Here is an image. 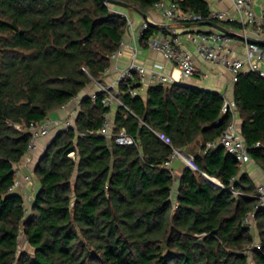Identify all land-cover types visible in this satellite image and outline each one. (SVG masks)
I'll use <instances>...</instances> for the list:
<instances>
[{
    "label": "trees",
    "instance_id": "trees-1",
    "mask_svg": "<svg viewBox=\"0 0 264 264\" xmlns=\"http://www.w3.org/2000/svg\"><path fill=\"white\" fill-rule=\"evenodd\" d=\"M113 1L146 16L160 1L176 2L200 17L195 26L215 22L206 0ZM119 8L104 0H0V264H248L255 243L249 215L262 244L252 250L253 264H264V209L233 193L254 195L256 187L235 156L207 149L232 122L213 92L175 84L150 87L144 98L130 93L137 83H121L125 107L117 109L113 135L125 129L133 146L99 134L109 112L105 94L84 96L74 127L59 129L33 168L32 201L13 191L31 128L111 68L128 33ZM158 31L150 26L141 43L148 46ZM234 101L246 145L264 172V79L239 73ZM193 147L202 152L193 157L199 171L184 170L175 198L165 162L174 149Z\"/></svg>",
    "mask_w": 264,
    "mask_h": 264
},
{
    "label": "built area",
    "instance_id": "built-area-1",
    "mask_svg": "<svg viewBox=\"0 0 264 264\" xmlns=\"http://www.w3.org/2000/svg\"><path fill=\"white\" fill-rule=\"evenodd\" d=\"M210 6V19L218 23H229V31L235 34L230 36L213 28H200L195 26L200 17L193 12H183L176 2L160 1L154 6V10L163 14L166 24L158 25L151 20L144 21L139 28L135 29L134 22L123 12H119L128 24V34L131 36L133 45L126 44L124 41L120 44L117 52L111 56L112 63L122 56L125 46L133 49L134 54L131 62L124 68H116L117 79L110 84L95 82L98 92L105 94L104 105L109 108L105 115V120L99 134L108 140L115 139V143L120 146H133L137 142L134 137L130 136L125 129H122L117 135H113V121L111 110L118 106L125 107L120 99V84L129 81L135 82L139 88L130 90L132 96L140 94V89L160 86L168 88L173 86L177 81L174 74L166 73L162 69H150L136 61L138 45L144 33L150 26H158L159 31L147 38L148 47L163 55V57L174 65V69L180 71L181 77L189 79L196 77L199 70L196 66L191 49L186 45L192 46L194 53L203 59L209 65L221 67L232 75V82L236 84L237 75L241 72H252L258 74L264 79V4H257L259 0H206ZM108 4L107 2H105ZM221 3H230L231 10L220 9L217 6ZM193 26L192 31L182 33L180 26ZM237 25L238 27H234ZM206 26V25H203ZM226 27V26H225ZM237 39L243 42V49L239 51L236 47ZM110 70V69H109ZM109 70L106 72L108 73ZM224 100L223 113L232 115V122L221 137L207 144V149L217 147L224 148L225 151L236 157L240 165L252 163L254 160L246 145L241 130L237 126V104L234 100L228 99L226 95L221 96ZM75 100H80L77 97ZM66 108V106L64 107ZM74 113H71L64 119L48 118L43 123L31 128L32 138L29 142L27 154L25 156L27 165L32 163V155L36 150V141L47 137L51 128L69 129L74 127ZM160 140L167 145H171V140L163 133L150 129ZM260 145L258 144L257 147ZM183 161L193 171H199L193 157L187 155L185 151L174 149L172 157L165 162V167L172 171V164L175 160ZM206 178L216 187H222L220 181ZM212 180H216L214 183ZM34 181V170L30 169L27 175L22 176L17 172L13 191L20 187L31 185ZM236 197L246 196L258 200L259 209H264V186L260 185L254 195L243 192L233 191ZM33 195L25 197L26 202H31ZM254 215H249L245 223L251 225V219ZM252 250L261 251L262 244L260 240L254 243L247 251L248 264H253Z\"/></svg>",
    "mask_w": 264,
    "mask_h": 264
},
{
    "label": "crops",
    "instance_id": "crops-1",
    "mask_svg": "<svg viewBox=\"0 0 264 264\" xmlns=\"http://www.w3.org/2000/svg\"><path fill=\"white\" fill-rule=\"evenodd\" d=\"M170 2V1H169ZM264 4V0H259V3L256 5L257 9H259V4ZM220 9H226L231 10L232 5L230 3H221L219 6H217ZM119 12L126 13L131 20L134 22L135 29L139 28L141 24L146 20H151L154 23L158 25L166 24V19L164 18L163 14L159 11L152 10L147 17H143L139 13H137L135 10L125 9L120 7L117 9ZM230 27V26H229ZM200 28H212L210 26H200ZM228 28V27H226ZM193 26L187 25V26H180V31L182 33L192 31ZM124 42L129 45H133L131 36L127 33V35L124 38ZM186 45L191 49V53L194 56L196 66L199 70V74L196 77L184 79L181 77V73L176 68L174 69V65L167 61L163 55L157 51L152 50L148 46L144 45L139 42L138 45V52L136 56V61L146 66L150 69H162L166 73L174 74L176 78V83L179 85H183L185 87H193L202 89L205 91L213 92L216 94H219L220 96L226 95L228 99L234 100L235 95V84L232 82V75L228 73L225 69L221 67H216L213 65H209L206 62H204L203 59L196 56L194 53V50L192 46H190L188 43ZM243 42L241 39H237L236 41V47L239 51H242L243 49ZM134 51L129 46H125L123 50V54L119 59L112 63V66L108 73H106L103 77L102 84H110L113 83L117 79V72L116 68H124L126 67L133 58ZM174 84V85H175ZM147 88L140 89V94L144 98L146 97ZM98 92V87L96 86V83L88 87L83 94L79 97L81 100L84 96H94ZM80 100H75L71 102L69 105L66 106V108H63L55 113L53 119H64L67 116H69L71 113H74V119L73 123H75L76 115L79 111L80 107ZM118 106L114 107L111 110V118L113 121V128H114V122H115V115L117 112ZM238 113V111H237ZM237 115V126L239 129H241L242 126V120L239 118V115ZM59 128L53 127L51 128L50 134L47 137L38 139L36 141V150L34 154L32 155V163L27 165L26 159L24 158L22 163L17 167V172H19L22 176L27 175L30 172V169H33L36 164L38 163L41 156L44 154L47 146L49 143L52 142L54 139L57 131ZM185 153L191 157H194V155L199 154L202 152L198 149V147L188 148L184 150ZM73 157V155H72ZM242 174H245L249 177V179L252 181V183L255 185L256 189L258 186L263 185L264 186V172L263 170L256 164L255 161L252 163H248L245 165H240ZM186 168H189L183 161L177 159L172 164V173L175 178V185H174V193L173 196L177 197V188L179 180ZM35 183L31 185H26L23 187H20L18 190H16L17 193L21 194L24 197H27V195H33L35 191ZM251 228H252V234L254 237L255 242L259 240V233L256 227V220L255 217H252L251 219Z\"/></svg>",
    "mask_w": 264,
    "mask_h": 264
},
{
    "label": "water",
    "instance_id": "water-1",
    "mask_svg": "<svg viewBox=\"0 0 264 264\" xmlns=\"http://www.w3.org/2000/svg\"><path fill=\"white\" fill-rule=\"evenodd\" d=\"M104 1L107 2V3H109V4L116 5V6H118V7H122V8H125V9H130L129 6H128L127 4H125V3L115 2V1H113V0H104ZM135 11H136L137 13H139L140 15H142L143 17H147L146 15L142 14L138 9H135ZM204 25H206V26H210V27H212L213 29H216V30H218V31H221V32H223V33H225V34H228V35H230V36H235V34L232 33L231 31H229L228 28H226V27H224V26H222V25H220V24H217V23H215V22H208V23H206V24H204Z\"/></svg>",
    "mask_w": 264,
    "mask_h": 264
},
{
    "label": "rangeland",
    "instance_id": "rangeland-1",
    "mask_svg": "<svg viewBox=\"0 0 264 264\" xmlns=\"http://www.w3.org/2000/svg\"><path fill=\"white\" fill-rule=\"evenodd\" d=\"M21 248H26L28 249V246L25 245L24 239L21 240Z\"/></svg>",
    "mask_w": 264,
    "mask_h": 264
},
{
    "label": "bare ground",
    "instance_id": "bare-ground-1",
    "mask_svg": "<svg viewBox=\"0 0 264 264\" xmlns=\"http://www.w3.org/2000/svg\"><path fill=\"white\" fill-rule=\"evenodd\" d=\"M214 183H217V181L216 180H212Z\"/></svg>",
    "mask_w": 264,
    "mask_h": 264
}]
</instances>
